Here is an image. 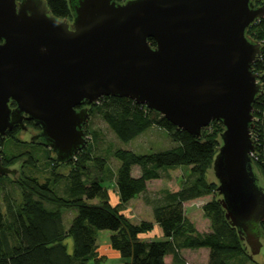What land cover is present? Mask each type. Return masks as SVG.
Segmentation results:
<instances>
[{
  "label": "water",
  "instance_id": "water-1",
  "mask_svg": "<svg viewBox=\"0 0 264 264\" xmlns=\"http://www.w3.org/2000/svg\"><path fill=\"white\" fill-rule=\"evenodd\" d=\"M254 1L68 0L69 20L46 0H0V137L19 125L36 141L23 123L32 120L58 161L73 159L88 116L76 106L103 95L131 98L193 136L220 120L211 180L252 257L264 244L250 131L260 43L246 35L264 6ZM18 167H5L0 153L1 174Z\"/></svg>",
  "mask_w": 264,
  "mask_h": 264
},
{
  "label": "trees",
  "instance_id": "trees-1",
  "mask_svg": "<svg viewBox=\"0 0 264 264\" xmlns=\"http://www.w3.org/2000/svg\"><path fill=\"white\" fill-rule=\"evenodd\" d=\"M46 3L57 18L72 17L68 0H46ZM259 3L264 4V0L254 1V5ZM246 35L260 43L252 70L257 74L261 91L253 102L250 131L252 163L264 179V16L247 27ZM148 41L155 45L153 38ZM93 112H98L117 138L123 141L154 126L165 130L177 144L146 153L116 148L114 156L120 160V164L114 179L118 196L115 204L110 202L108 187L102 184V176L88 175L89 160L95 162L100 170L104 164L101 156L90 155L88 145L67 161L60 162L52 154L46 156L45 164L51 167V178L46 177L41 181L36 175L20 171V175L11 180L20 190L19 202L13 208L5 195L6 211L0 207V264H87L90 260L100 263L105 257L98 252L97 229L112 231L109 246L124 259V264H166L167 255L171 256L169 264H194L188 263L180 250L201 247L208 249L207 264H245L252 258L237 228L225 217V209L216 190V179L207 178L221 143L220 134L224 126L220 120L211 121L201 129L199 136H193L146 105L116 95L99 97L90 104L88 116ZM84 127L85 132L97 137L95 131L87 128V122ZM18 130L19 127H13L0 138L2 164L7 168L24 154H27V158L22 166L34 165L36 161L29 152L6 153L1 148L6 137L15 144L25 142L17 137ZM60 164L70 165L67 173L56 170ZM136 164L140 167V173L135 176L131 169ZM178 166L188 167L189 170L179 189L167 190L164 201L152 207L153 220L132 222L122 211L123 207L146 190L148 180L159 178L161 170ZM63 177L68 180L65 190L72 194L70 197L60 195L54 187ZM5 178L7 174L0 173V196L3 189L1 183ZM207 194H212V197L202 208L210 220V230L199 232L186 217L183 203ZM63 206L77 210L66 229L60 210ZM155 224L161 229V237L141 238V234L150 232ZM259 229L264 238V219L259 222ZM67 237L72 239L71 252L65 243Z\"/></svg>",
  "mask_w": 264,
  "mask_h": 264
},
{
  "label": "rangeland",
  "instance_id": "rangeland-1",
  "mask_svg": "<svg viewBox=\"0 0 264 264\" xmlns=\"http://www.w3.org/2000/svg\"><path fill=\"white\" fill-rule=\"evenodd\" d=\"M261 4L262 3H259L254 6H260ZM262 6H264V4ZM85 122H87V128L95 131L97 136L93 137L90 132L84 131L86 138L85 146H89L91 156H101L104 161L102 170H100L95 166V162L89 160L87 162L89 172L88 175L91 177L97 175L102 176L104 180L102 181V184L108 187L110 202L112 204H115L118 201L114 179L116 169L120 164V160L114 156V150L116 148L128 149L137 153H146L169 148L177 144L174 140H172V138L168 136L165 130L158 129L154 126L144 130L128 141H123L117 138V136L109 128L98 112H93L90 114V116H87ZM29 129L32 132H37V129L30 125L27 126V130ZM23 131L24 129L19 128L17 137L25 142L15 144L10 142L9 138L6 137L1 148L4 149L6 153L21 151L29 152L36 159V161L34 162V165H29L28 167L22 166V162L27 158V154H24L19 161L10 166L13 167L18 164V169L13 173H5L7 174V178H5V180L1 183L3 189L0 196V207L3 211H6L7 208V201L4 198L5 195H7V199L12 202L13 208L16 207L20 200V190L16 184L11 181L20 175V171H23L26 174L36 175L41 181L46 177L51 178L52 176L51 167L50 165L48 166L45 164V161L46 156L49 154L55 155L54 152L51 153L50 148L44 144L34 143L36 141H32V139L28 138L30 136L29 132L26 131L25 133H22ZM253 167L259 177L260 182L264 185V179L260 171L254 166V164ZM69 168L70 165L68 164H60L56 167V170L61 173H67ZM131 172L135 176L138 175L140 173L139 165H133ZM188 172V167L185 166L164 168L160 172V177L150 179L147 183L146 190L141 192L136 198L131 199L126 204V206L123 207L122 211L132 222H139L141 219L153 220L152 207L164 201V193L167 190L175 191L179 189ZM212 176V169H209L207 178L211 180ZM67 184L68 180L63 177L59 182H57V184L54 185V187L60 195L70 197L72 194L68 190H65ZM211 197L212 194H207L190 199L183 203L186 217L193 223L199 232H206L210 230V220L204 214L202 206L206 201L210 200ZM93 201L97 202L98 199H94ZM60 210L62 224L66 229L70 225L72 218L76 215L77 210L74 207L64 206L60 207ZM111 233L112 231L109 229L96 230V244L98 246V252L99 254L104 255L105 258L100 263H95L94 260H90L87 264H124V259L119 257L117 252L109 246V235ZM160 237L161 229L157 224L154 225L150 232L141 234V238L143 239ZM260 240L264 242V238H260ZM65 243L67 245V250L71 252L72 239L67 237L65 239ZM180 252L188 263L207 264L208 249L205 247L196 249H182ZM256 263H264V244L260 247L258 253L252 255V258H249L245 262V264Z\"/></svg>",
  "mask_w": 264,
  "mask_h": 264
},
{
  "label": "flooded vegetation",
  "instance_id": "flooded-vegetation-1",
  "mask_svg": "<svg viewBox=\"0 0 264 264\" xmlns=\"http://www.w3.org/2000/svg\"><path fill=\"white\" fill-rule=\"evenodd\" d=\"M69 20H71V18L69 19ZM90 104L91 103H88L87 101H83L81 104H79V105H77L76 106V109L77 110H79V109H81V108H83V107H87V108H89L90 107ZM15 103L14 102H11L10 103V107L11 108H14L15 107ZM28 122H31V123H28ZM23 123L25 124V127H27V126H32V127H34L35 129H37V133H35V135H34V137H36L37 138V140H36V142H38V143H41V144H43V141L40 139V137L39 136H37L38 134H39V132H40V126L39 125H37V126H35V123L32 121V120H27V119H24L23 118ZM34 123V124H33ZM85 123V122H84ZM84 123H83V127H84ZM14 127H19V128H22V127H20L19 125H15ZM24 127V128H25ZM83 130H84V128H83ZM1 137H4V136H1ZM0 137V138H1ZM33 138V137H32ZM51 149V148H50ZM245 241V240H244ZM245 243H246V241H245Z\"/></svg>",
  "mask_w": 264,
  "mask_h": 264
},
{
  "label": "crops",
  "instance_id": "crops-1",
  "mask_svg": "<svg viewBox=\"0 0 264 264\" xmlns=\"http://www.w3.org/2000/svg\"><path fill=\"white\" fill-rule=\"evenodd\" d=\"M149 181V180H148ZM148 181H147V183H148ZM203 248V247H202ZM118 254V253H117ZM167 258V259H166ZM170 260H171V256L170 255H167L166 257H165V263L166 264H169L170 263Z\"/></svg>",
  "mask_w": 264,
  "mask_h": 264
},
{
  "label": "built area",
  "instance_id": "built-area-1",
  "mask_svg": "<svg viewBox=\"0 0 264 264\" xmlns=\"http://www.w3.org/2000/svg\"><path fill=\"white\" fill-rule=\"evenodd\" d=\"M251 155H252V152H251Z\"/></svg>",
  "mask_w": 264,
  "mask_h": 264
}]
</instances>
